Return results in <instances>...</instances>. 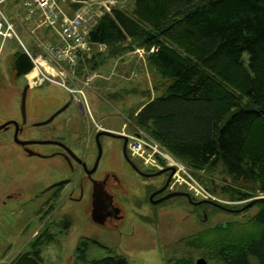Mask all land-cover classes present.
Listing matches in <instances>:
<instances>
[{"label": "rangeland", "instance_id": "obj_1", "mask_svg": "<svg viewBox=\"0 0 264 264\" xmlns=\"http://www.w3.org/2000/svg\"><path fill=\"white\" fill-rule=\"evenodd\" d=\"M133 6V0L63 2L67 14L79 11L83 15V27L87 30L112 8L130 14ZM2 10L12 21L15 35L0 40V123L7 120L21 123L20 97L25 84L29 85L26 123L46 119L63 106L67 98L73 97L74 104L67 106L48 125L29 124L19 137L62 138L78 154H86L87 162L97 154L93 142L95 124L122 131L130 136L129 140L145 137L157 144L163 154L155 153L157 165L152 166L129 153L136 163L153 169L150 171H158L164 165L174 166L176 172L169 189L188 192L198 201L205 199L197 191L200 185L211 194L207 199L236 210L220 209L207 202L194 204L183 195L169 197L161 203L149 202L150 182L158 184L162 176L148 179L132 172L120 155L118 140L109 137L100 139L102 152L97 171L98 174L114 172L120 177L121 188L112 190L120 216L106 219L104 223L93 221L85 182V197L81 201L64 200L53 208L42 207L35 197L44 186L62 179H69L70 186L78 184L82 173L79 175L76 167H68L56 157L24 159L11 131H0V264H8L17 254L30 248L29 243L41 231L52 234V242L41 245L42 264H82L76 257V249L85 238L87 259L118 253L125 256L129 264H168L169 260L180 258L195 264L200 257L207 264H221L203 248L187 245V237L218 223L252 216L257 206H243L262 194L252 193L248 198L237 199L236 190L250 192L248 183L230 177L221 166L210 170L191 169L171 155L146 127L137 123V111L145 102L160 95L168 81L147 60L153 48L137 47L131 40L111 48L89 43L87 39L84 48H77L76 61L70 64L65 59L59 60V56H71L70 51L57 54L54 50L58 49L55 45L63 43L59 33L45 25L39 13L30 15L23 0H8ZM20 50L28 51L34 60L38 55L42 58L40 63H32L30 80L27 73L17 76L14 72V53ZM76 100L81 103L80 107ZM81 123H92L87 133L90 140H78ZM34 148L40 152L54 149L48 144ZM11 191H19V195L3 203ZM77 193L75 191L74 195Z\"/></svg>", "mask_w": 264, "mask_h": 264}, {"label": "trees", "instance_id": "obj_2", "mask_svg": "<svg viewBox=\"0 0 264 264\" xmlns=\"http://www.w3.org/2000/svg\"><path fill=\"white\" fill-rule=\"evenodd\" d=\"M133 1L130 14L115 7L103 14L87 39L153 48L147 60L168 81L137 111V123L191 169L221 166L248 183L250 192L236 190L237 199L264 195V0ZM12 66L23 76L32 61L20 50ZM252 204V216L198 230L187 245L221 264H264V198ZM51 238L39 232L8 264H42L41 245ZM87 244L85 238L76 249L82 264H129L118 253L87 259Z\"/></svg>", "mask_w": 264, "mask_h": 264}, {"label": "flooded vegetation", "instance_id": "obj_3", "mask_svg": "<svg viewBox=\"0 0 264 264\" xmlns=\"http://www.w3.org/2000/svg\"><path fill=\"white\" fill-rule=\"evenodd\" d=\"M31 60V59H30ZM72 98H67L68 106L74 104L72 101ZM76 105L80 107L81 103L79 100H76ZM4 123H0L2 125ZM36 126L35 123H18L19 125V131H18V138L21 133H23L24 128L26 126ZM49 123L45 124L48 125ZM51 124V123H50ZM92 123H81L82 127V133L79 134L78 140H82L83 138H86L90 140L89 136L87 133L90 132V125ZM95 130L93 131V142L96 147V156L93 158L91 162H87L88 160L86 159V154H78L70 144H68L66 141H63L62 138H54V137H26V138H20L22 140H50L52 142L49 143H28L25 145H20L18 143H15L16 145L19 146V150L22 152V156H24V159H28L30 157H38L40 159H54L55 157L62 162H64L68 167L70 166L71 168L76 167L79 175L80 176V181L78 184H72L71 186L69 185L70 181L69 179H62L60 181L53 182L49 185L44 186V188L36 193V199L37 201H40L42 207H50L53 208L55 207L59 202L61 201H69V202H79L82 199H84V189H85V184H88V191H87V197H88V202L92 206V193H93V185L94 183L98 184V186H101L103 190L107 193L106 196H102V204L105 206L104 212L107 213V219L111 218H118L120 216V207L116 202L114 201V193L112 190L115 189H120L122 186L120 177L110 171H105L102 174H98V166H99V160L100 156L98 158V145L97 141L100 143V139L102 137H109L112 139H116L119 142V149H120V155L125 162L126 166L134 173L137 175H140L144 178L152 179L158 175L162 176V180L158 183L155 184L154 182H150L152 187L149 191L148 194V201L155 204V203H161L165 201L166 199L160 200L162 197H164L166 194L172 192V191H182V190H173L169 189L170 183L172 178L174 177V174L176 172V169L171 173L170 169L163 170L161 173L155 174V175H143V173H152L155 171H150L153 169L142 167L140 164L136 163L135 159L129 154V151L127 149V143H128V138L126 137V141H124V138L120 135H125L122 131H117L114 129L106 128L104 126H100L95 124ZM54 127V125H52ZM15 130V125L13 123H9L7 126H3L0 128V131H11L12 133V139H13V134ZM102 131H109L113 134H105ZM85 133V135H84ZM98 139V140H97ZM14 141V140H13ZM125 142V155L123 152V143ZM38 144H48L52 145L54 147L53 150L50 152H40L39 150H36L34 146ZM101 147V144H100ZM32 150L35 151L39 154H28L26 151ZM102 152V149H101ZM126 156V157H125ZM128 158V159H127ZM134 164V165H133ZM138 170H136V168ZM167 166L164 165L160 169H164ZM90 172V173H88ZM142 173V174H141ZM95 180V182H94ZM94 182V183H93ZM76 186V187H75ZM78 192L77 195H74V192ZM19 195V191H11L6 194V199L3 200V203H5L7 200H11L16 198ZM184 196V195H183ZM186 197V196H185ZM155 202V203H154ZM119 209L117 212L115 209Z\"/></svg>", "mask_w": 264, "mask_h": 264}, {"label": "built area", "instance_id": "obj_4", "mask_svg": "<svg viewBox=\"0 0 264 264\" xmlns=\"http://www.w3.org/2000/svg\"><path fill=\"white\" fill-rule=\"evenodd\" d=\"M8 0H0V40L4 41L15 35L14 27L12 21L6 16L2 10V6ZM65 0H23V6H25L30 15H35L39 13L42 21L45 25L55 29L63 40L59 45H55L58 49H54L57 54L64 53L63 50L70 51L71 56L61 57L59 60H67L70 64L76 61L77 48H84L87 41V29H84L83 25V15L77 11L72 12V14H67L63 9V2ZM67 48V49H65ZM26 54L31 59L32 63H40L42 60L41 56L38 55L34 60L28 51ZM38 68V67H37ZM128 138L127 149L133 157H139L143 159L148 164L157 165L156 159L158 156L155 153L163 154L157 144L147 140L145 137L130 139ZM137 139V140H136ZM134 140H136L134 142ZM152 155H155L154 159ZM165 156V154H164ZM197 191L202 195L201 197L206 198L211 196V194L198 185Z\"/></svg>", "mask_w": 264, "mask_h": 264}, {"label": "water", "instance_id": "obj_5", "mask_svg": "<svg viewBox=\"0 0 264 264\" xmlns=\"http://www.w3.org/2000/svg\"><path fill=\"white\" fill-rule=\"evenodd\" d=\"M29 85L25 84L23 87V90L21 92V97H20V115H21V123H25L26 122V111H25V101H26V92L28 89ZM68 106V102H66L63 106H61L60 108H58L57 110H55L49 117H47L46 119L42 120V121H38L35 122V124L38 125H43V124H47L49 122H51L54 117L56 115H58L59 113H61L64 109H66V107ZM4 124L0 125V128H2L3 126H7L9 123H13L15 125V130H14V134H13V140L15 143H18L20 145H25L28 143H49L52 142L50 140H22L20 138H18V131H19V125H18V121L16 120H7L5 122H3ZM105 134H113L109 131H102ZM124 138V141H126V136L125 135H120ZM98 140V139H97ZM97 145H98V158L101 154V147H100V143L99 141H97ZM26 151L28 152V154L32 155V154H39L35 151L32 150H28L26 149ZM123 152L125 155V142L123 143ZM126 157V156H125ZM128 159V158H127ZM134 165V164H133ZM136 168V166H134ZM170 169L171 173L174 171L175 167L174 166H167L164 169H159L158 171L152 172V173H143V175H155L158 173H161L163 170H167ZM136 170H138L136 168ZM90 173V172H88ZM142 174V173H141ZM95 182V180H94ZM93 182V183H94ZM107 193L103 190V188H101V186H98V184L94 183L93 185V193H92V206H91V219L97 223H104L105 220L107 219V213L104 212L105 210V206L102 204V196H106ZM178 195H184L186 196V198L188 199L189 202H192L194 204H200V203H210L212 205H214L217 208L220 209H224V210H230V211H235L236 209H232V208H228L223 204L218 203L217 201H214L212 199H201L198 201H194L191 197V195L188 192L185 191H172L168 194H166L164 197H162L160 200L172 197V196H178ZM264 198V195H260L255 197L254 199H252L250 202H248L246 205H244L243 207H246L248 205H250L251 203H253L254 201H256L257 199H261ZM155 203V202H154ZM119 209H115V211L117 212ZM195 264H207L206 260L203 257H200L198 259H196Z\"/></svg>", "mask_w": 264, "mask_h": 264}, {"label": "bare ground", "instance_id": "obj_6", "mask_svg": "<svg viewBox=\"0 0 264 264\" xmlns=\"http://www.w3.org/2000/svg\"><path fill=\"white\" fill-rule=\"evenodd\" d=\"M45 64H46V63H45ZM48 67H49V66H48ZM35 69H36V68H35ZM32 70H33V69H31L30 71H32ZM36 70H37V69H36ZM30 71L27 73V76H28V74L30 73ZM28 78H29V80H30V79H32L33 77L31 78V77L28 76ZM32 82H33V81H32ZM166 156H167V155H166ZM170 160H171V159H170Z\"/></svg>", "mask_w": 264, "mask_h": 264}]
</instances>
